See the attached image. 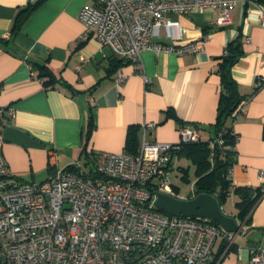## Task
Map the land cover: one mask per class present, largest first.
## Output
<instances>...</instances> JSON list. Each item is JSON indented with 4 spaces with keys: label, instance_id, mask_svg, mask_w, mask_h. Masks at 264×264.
<instances>
[{
    "label": "crops",
    "instance_id": "1",
    "mask_svg": "<svg viewBox=\"0 0 264 264\" xmlns=\"http://www.w3.org/2000/svg\"><path fill=\"white\" fill-rule=\"evenodd\" d=\"M96 2L41 0L13 33L16 15L31 1L0 0V105L5 109L0 118V153L12 179L43 182L56 168L81 163L90 117L94 129L88 151L94 153L124 150L128 129L134 126L140 147L147 123L154 124L147 133L152 141L178 142L183 122L198 125L202 139L208 140L218 116V66L228 44L240 36L243 54L231 73L248 98L244 110L227 120L237 135L231 179L236 186L264 189V25L258 15L264 0H237L225 26L215 22L218 9L169 13L179 27L162 26L154 31L153 40L175 45L206 40L196 53L143 50L141 61L149 83L138 75L134 63L123 61L109 46H101L95 37L81 39L85 26L79 13ZM47 59L70 88L43 85L31 61ZM119 71L126 74L124 83L116 80ZM51 150L56 154L52 161ZM175 157L182 155L174 154L168 175L174 171ZM177 167L180 174L179 167L185 166ZM176 196L192 198L194 187L191 194ZM228 199L233 205L228 211L222 205L223 211L242 223L236 195ZM250 215L251 221L243 222V234L234 238L237 249L223 254L216 264H249L253 249L264 248V193Z\"/></svg>",
    "mask_w": 264,
    "mask_h": 264
},
{
    "label": "built area",
    "instance_id": "2",
    "mask_svg": "<svg viewBox=\"0 0 264 264\" xmlns=\"http://www.w3.org/2000/svg\"><path fill=\"white\" fill-rule=\"evenodd\" d=\"M236 4L237 0H97L79 13L85 26L81 39L95 37L101 46H109L123 61L134 63L149 83L143 50L181 55L204 47L206 39L181 45L153 40L156 29L179 27L169 13L218 9L215 22L225 26ZM258 15L264 25V6ZM116 80L124 83L126 74L119 71ZM4 112L0 105V118ZM153 126L144 124L137 154L125 149L96 152L85 162L92 172L75 163L56 168L43 182H15L0 153V263L210 264L217 240H233L231 234L208 219L164 214L155 206L158 192L174 193L168 169L175 152L181 143L201 140V128L186 122L179 129L180 140L168 143L147 139ZM55 155L51 150V161ZM248 262L264 264V248H254Z\"/></svg>",
    "mask_w": 264,
    "mask_h": 264
},
{
    "label": "trees",
    "instance_id": "3",
    "mask_svg": "<svg viewBox=\"0 0 264 264\" xmlns=\"http://www.w3.org/2000/svg\"><path fill=\"white\" fill-rule=\"evenodd\" d=\"M40 1L37 3H29L27 7L18 12L12 27L13 33L20 29ZM242 54V42L240 36H237L228 44L227 51L218 66L221 93L217 121L214 125V134L208 140L201 139L199 141L181 143L180 148L175 153L186 156L195 166V195L202 192L213 194L221 189L219 192V202L222 206L229 195L232 193L235 194L237 197L235 203L238 209L237 215L240 220L248 223L251 221L250 213L263 195L264 189L262 187L236 186L233 184L230 171L235 163V142L237 135L233 131V128L227 125V120L236 115L235 111L237 108L248 98L241 94L239 85L231 73L233 65L239 60ZM48 61L49 59L44 62L31 61L32 68L38 71L37 75L42 80L43 85L46 88H55L58 86L70 88V85L49 66ZM118 62L120 63L122 60L120 59ZM166 112L168 116L171 114L170 111ZM184 123L186 122H183L181 125ZM93 129L94 123L92 117H90L86 125L85 142L82 150L85 153V159L90 158L94 154L93 151H88ZM139 148L137 128L135 126L130 127L127 132L125 150L132 154H137ZM179 168L182 171V178L188 179L189 166ZM88 172H92V169H89ZM173 189L177 190V187L174 186ZM158 210L167 214L161 209ZM209 222L219 226L215 221L209 220ZM228 243L229 240L227 237H221L217 240V248L214 250V257L210 264H216L223 254L237 249L238 243L234 241L230 246Z\"/></svg>",
    "mask_w": 264,
    "mask_h": 264
},
{
    "label": "water",
    "instance_id": "4",
    "mask_svg": "<svg viewBox=\"0 0 264 264\" xmlns=\"http://www.w3.org/2000/svg\"><path fill=\"white\" fill-rule=\"evenodd\" d=\"M198 193L192 198H179L167 192H158L155 206L173 216L205 218L217 222L235 238L243 234V222L238 223L236 217L226 214L219 202V192Z\"/></svg>",
    "mask_w": 264,
    "mask_h": 264
},
{
    "label": "rangeland",
    "instance_id": "5",
    "mask_svg": "<svg viewBox=\"0 0 264 264\" xmlns=\"http://www.w3.org/2000/svg\"><path fill=\"white\" fill-rule=\"evenodd\" d=\"M174 162H175V166H174V171L168 175V178L170 180L171 183H174V185L177 187V190L175 189V193H177L176 195L178 196H187L189 194H191L193 187H194V180H195V166L193 164L192 161L188 162V159L186 158V156H183L178 159L177 157L174 158ZM86 159L85 156L81 158V163L83 164V170L88 171L89 170V166L85 165ZM179 165H183L185 167H187L189 165V175H188V179H184L182 178V173L180 172V174L178 173V167ZM232 201L229 200L227 198V200L225 201V203L223 204V208L228 211L231 208ZM229 240V246L230 244H232L234 242V238L229 239V237H227Z\"/></svg>",
    "mask_w": 264,
    "mask_h": 264
}]
</instances>
